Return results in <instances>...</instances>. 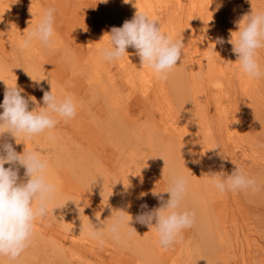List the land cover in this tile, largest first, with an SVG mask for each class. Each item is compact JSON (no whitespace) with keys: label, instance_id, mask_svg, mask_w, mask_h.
I'll return each instance as SVG.
<instances>
[{"label":"rangeland","instance_id":"rangeland-1","mask_svg":"<svg viewBox=\"0 0 264 264\" xmlns=\"http://www.w3.org/2000/svg\"><path fill=\"white\" fill-rule=\"evenodd\" d=\"M9 1H10L9 5L11 7V9H9V15L14 14L16 12L20 13L21 11L18 10V7L15 4L17 0H9ZM33 1L34 0H31L30 3H33ZM165 1L168 2L171 0H165ZM208 1L209 0H206L207 3ZM219 1H221V4H223L225 1L228 3L237 2L236 0H219ZM242 5L243 7L240 6L235 7L236 9L240 10L239 12H237L239 16L237 14L235 17H227V15H225L219 20V22L215 21L213 25H206L208 18H204L200 27L206 26L208 30L204 31L205 36L198 35L197 41L194 38V34H195L194 31L196 29H193L190 34H185L181 32L175 33L177 27L175 24L172 26V28L174 27V29H171L168 32L163 31L166 27L165 24L169 20L165 19V17L155 15L154 17L155 20L160 21L159 24L161 26V31L167 34L173 41H182V43L184 44L182 49L183 55L181 60L183 64H185V69L187 70L188 76L192 74L194 80L192 81L193 85L184 86L182 85L181 82L172 81L174 75L170 77V75L168 74V78L166 80H161L157 77V75H155L149 80V82L146 83V85L139 86L137 90L132 91L131 92L132 97L136 98L137 101H139L140 105H138L136 101L132 100L131 104L133 109L131 110V114L136 116L137 123L141 124L142 130H145L151 121H153L157 125L159 130L163 131V134H170L172 132V129H175L174 125L177 122H179L178 117L176 116L177 109L181 105L191 104L184 90L186 89L193 94V92L197 90L198 84L204 86L205 89H207L208 86L211 84L207 79L206 72H204V68L202 67V63L205 61V59L208 58V56L213 58H218V62L220 64V68H219L220 73L216 68L215 77L217 79H222V77H224L225 75H227L228 78L232 77L233 69L236 66V64L234 61L235 55L232 52V45L228 43V41L231 39L230 33L235 32L236 29V25L233 21V18H235L239 23L242 20V18L245 16V14L248 13V8L249 7L251 8L250 3L242 2ZM43 7L45 8V10L51 8L50 2L49 3L45 2V4H43ZM208 7L209 6H207V8ZM226 7L229 8V4H227ZM257 8L259 9V7ZM211 15L213 16V14ZM75 16L78 19L75 20L74 18ZM4 17H6L5 14H3V16L1 17L2 18L1 21H2V26H4L5 28L0 27V97L1 99H4V93L6 91L7 86L14 87L17 84V86L23 90L22 95H24L25 98H28L30 96H34L36 98L37 104H33L31 101L29 102V110H32L37 105L39 107L44 106L42 101L43 92L44 91L50 92L52 87V91L58 96V98L62 99L69 96L72 97L76 105V111L78 112L79 115H81L80 123H87V124H91L92 127L93 126L97 127V129L103 133V137H104L99 142L100 148L96 150L93 144H96L98 139L90 138V141H88L79 137L73 138L75 131V122L72 120L65 121L61 118H58V123L56 127L51 131H46L45 133L33 136L31 139L36 142L35 145L33 146H27V147L23 146L24 145L23 143L26 139L24 138V136H21V134H16V139L7 132L3 134V138L5 137V141L12 143L15 150L24 149L25 151H32L33 148L38 149L39 156L47 162L48 165L47 169L51 168L49 172L53 176V178H51L50 180L51 183H53L56 187L55 196L49 204L48 214L43 219H38L35 222V228L39 232H42V234L39 235L38 237V241L40 242L39 244L34 242L33 244L28 245V247L25 250L30 248L31 252L54 251V249H58V244L52 237L54 234L57 235L64 234L68 236H71L73 234L78 237L79 242L83 243L84 241H87L84 242L85 246L87 244V248L82 250L80 249L79 252L80 253L79 260L80 258L81 260L83 258L87 263L89 261L98 262L100 260L99 262L100 263L104 262V264H119L120 261H122V264L123 263L151 264V262H153L152 264H155L157 260L156 259L157 256L159 257L164 256L160 258V261L163 259L164 264H189V263L190 264L193 263L221 264V262H223L222 264H241L239 262L240 261L239 258L232 257L231 249L229 246V244L234 241V236L231 233L224 234L225 247H223L224 249H222V245L219 247L220 245L219 241L214 240L212 238L213 235L211 234V232L216 227L218 219L221 218L222 216H227L229 219V224H228L229 227H227L228 231L230 228L232 218L235 220V223L237 224V228L234 230L239 231L243 223L240 224V220H242V218H241V214L238 213L239 212L238 206H236L235 204L233 206H229L230 210L227 209L225 211L224 210L225 207H223L224 214L222 216H220L217 211L214 214L210 213L211 209L206 208L205 218L199 217L198 220L190 228L184 229L182 231V233L177 238L175 243L171 245L172 247L169 246L167 248H163L162 246H160L159 242L158 243L153 242L151 248L147 247L148 246L147 242L150 243L151 241H153L150 236V233L149 235H145L147 234L145 228H142V224L137 223L135 217L132 215L130 216L128 212L126 213L129 217L128 218L125 217L126 222L121 227L119 233L120 235L119 240H116L112 233H109V236L105 235L107 234L105 232H109L108 229L112 225L111 222L107 227L100 229V231L103 232V236L99 239H92L89 236L88 226H85V229L83 228V226H78L75 231L71 230L72 228H70L69 223L72 222L71 220L72 215L59 222L60 217L58 215V210L60 209L61 205L60 203H54L56 202L57 197L61 198L57 186L60 187L61 185L62 189H66L68 186L72 185V181L74 183H78L79 186L80 183H82L80 178H77V180L73 179L75 176L73 175V170L71 171L72 174H68L66 169L65 170L62 168L56 169L55 167V165L60 162V159L62 158L64 151L67 152L69 155L67 159V163L69 162L70 165L74 163V161L72 159L69 160V158H71V156L72 157L74 156L75 147L78 146L77 144L76 145H73V143L71 144V142H73L75 138L76 140H81L82 144L84 143L86 146L89 147L88 154L86 155L85 160L80 161L82 169L85 171L89 170L90 174L93 175L94 180L97 181L95 185H97L103 190L104 189L108 190V186L112 182H114V180H116V178H118L120 174L121 175L124 174V172H121L120 170H119L120 174L115 173L116 167L120 163L121 166H123L126 156L130 155L129 150L127 149L130 148V145H127V142L125 140H123L120 144H118V142H116L115 139L108 140L109 139L108 137H110V132L107 130L108 126L106 124V120H107V113L109 110H107L106 104L108 102L105 96L106 94L110 93V90L109 87L107 86V83H102L101 81H99V79L97 78V72L94 71V69H91L88 66V63H84L85 60H82L80 57H78V53L81 52L82 46L85 47L84 46L85 42L89 43V45L91 46L88 52L92 54L94 53L95 45L100 46L102 48L108 47L109 42H107L106 44V42L103 43L102 40L108 37L107 33L110 32L111 27H108V29H105L103 31L101 30L99 31L98 29H95V26L98 25L97 22L99 21V19H96L92 13H89V16L83 15L79 17L73 13V15H71V18L74 19L71 20H74V22L70 29L64 28V27H69L70 25L69 26L63 25L62 21H56L57 17L54 18V21L57 22L60 26V28H57L55 25H53L54 36L52 38L51 46L55 50H60L64 41L68 42L69 38L71 41L74 42V36H78L80 34L82 35V42L78 46L74 43L69 45L66 51L67 54L65 53L64 71L68 73H72L74 76H72L71 78H67L66 80L56 77L54 78L55 79L54 80L53 78H50L51 74L48 73L49 76L46 75L45 77L48 80L47 85L49 86V89H45L43 87V85L45 84L43 80L40 82L39 85H37L32 79L37 80L38 76L36 75V77H34L31 74H34L35 72L31 70H25L24 64H23V70H25L24 72H27V74L31 76L21 74L22 76H18L17 81H15L14 75L8 76L9 74L8 68L2 64V63L9 64V66L12 67L10 64V61L12 59L14 60L16 57L20 59L22 58V56H24V55H19L20 45L27 37L28 30L32 31L39 21L35 18L31 22H27V20L24 18V16L21 13L15 19V21H12L13 20L12 17L7 19H5ZM184 21L186 22V20ZM28 23H32L33 28L32 27L25 28L24 26L27 25ZM57 31L58 34L56 35ZM183 37H185V39ZM218 37H222L225 42L223 44H217L216 39ZM201 38H204V40H201ZM210 39L212 40L211 42ZM193 40L197 43V45H193L191 43ZM31 47L33 48L34 52H37L38 54L41 55V60H45V59L51 60L53 58L52 56L53 53L49 54L47 51L48 47L41 45L39 41H36L35 44L32 43ZM227 48L230 49L231 54L226 53ZM262 49L263 48L257 50L256 58L259 61H264ZM69 51L73 53L72 56L70 55ZM25 52L29 56L33 55L31 48H26ZM210 53L212 55H209ZM74 57H77V60H75ZM100 57L102 56L100 55ZM91 60L94 61V58L92 56H91ZM104 62H105V66L109 70L112 71L115 70L114 61H113L114 64H112V62H108L105 60ZM180 63L181 61L177 66L173 68V70H178ZM15 66H17V63L15 64ZM32 68L39 71L40 70L39 68H43V67L33 65ZM83 70H86L85 75H82ZM39 72H41V70ZM178 72L179 71L172 72V74H176ZM118 76L119 73H116L115 79L118 80L116 83H119V81L121 80L118 79ZM86 77L89 78L88 83L86 84V89H83L79 92L80 90L79 81H81L80 80L81 78H86ZM70 80H78L75 82V84H78L74 87L75 89L73 87H69L71 84H69L67 81ZM231 85H233V87L231 86V90L233 91L234 89L233 77L231 80ZM40 86L43 89V91L41 89L36 90V88H40ZM123 89L124 90L120 93L121 94L120 96L127 98L129 96L128 95L129 89L126 85L125 87L123 86ZM79 93L82 99L79 98L78 96ZM207 95L209 97L208 92ZM226 99H228V101H231V103L227 105H221L220 108H224L225 111L228 110L232 111L233 109H235V106L237 108L239 107L240 99L238 97L237 98L229 97ZM109 103H111V106H114L115 109H120L116 97L112 99L111 102ZM207 107H208L207 114L202 115L204 122H201L199 124V129H202L203 132H205V134L209 133V136L200 137V139L198 140L199 142L198 146H195L197 149L196 158L200 159V161H202V164H207L208 170L206 171V173L211 170L213 173L214 172L217 173V175H220L219 173L221 172H223V175L225 177L226 175H231L233 172L232 164L229 161L231 158V154H234L236 156V159L242 162L241 165L244 166V170L242 171L244 173L246 172V169L251 165L250 155L251 157L259 156L264 159V130L262 131L261 127H259L260 124L264 125V106L262 109L249 116V118L247 117L248 127L246 128V130H244L243 132L244 139L241 141H244V143L248 144L249 147L244 145V148L246 150H241V152L237 151L239 149L238 148L235 149L232 144L227 143L226 146L222 145L218 137L224 134L226 126H224L219 121L218 116L216 115L218 111L217 107L214 106L212 103H211V107L209 105H207ZM163 108L167 112L166 115L162 114ZM101 109L104 112L103 116H100V113L102 112V111L100 112ZM239 111L240 112L237 114V116L240 118V121L244 123L241 115L243 111V107L241 108L240 106ZM124 120L127 123L126 116ZM70 125H73L74 129H70ZM125 131L127 132V130ZM212 140L216 141V146L213 149L210 147V143L212 142ZM173 142H175V140ZM166 143L167 144H164L159 140L157 143L155 142V149L152 153L147 151L145 149V146L140 145V147H138L137 150L141 151L139 156L142 157L143 160L140 161L139 163H137L138 160L135 161L136 159L134 160L135 162L133 161V163L135 164L137 163L136 164L137 168L134 169L133 171L134 174H140V175L148 174L151 177L150 178V180L152 181L151 185L153 186L148 188V191L151 193L148 195H150V197L155 199V201L156 199H158V195L157 194L154 195L155 187L160 189L162 188L161 184H165V185L168 184V186H170V181L172 177L177 175L185 176L183 172V168L174 171L172 173H169L167 175V172L165 171L166 163L162 161L165 160L166 155L164 156V154H162L161 152H167L168 146H170L173 143L170 142L169 140L166 141ZM118 147H121L122 150L119 149ZM189 147L191 146L189 145ZM229 148L233 149V152L230 154L228 151ZM108 152L110 154H108ZM156 152L158 153L156 154ZM76 156L79 157V154H77ZM118 159H119V163H117ZM110 161L113 163V164L111 163L113 168L109 170ZM222 161L224 162V164H222L223 166L220 167ZM141 164L143 165L144 170L140 169ZM199 166L200 163L198 164V167ZM5 167L7 168L8 165L6 164ZM261 172L263 173H261L257 177L252 178L256 181L255 191H253L251 188L246 190L226 191L225 193H220L219 191H217L208 196L213 201V203L216 204L220 203L221 201L226 202L235 196L239 197V202L242 205L241 206L242 212L245 218L244 220L245 225L248 229V232H246L243 235H240L241 240L245 241L248 244V246H245V248L242 251V254L245 256L246 259L251 257L253 252L255 253L253 249L254 247H256L258 251L264 253V176H263L264 168L261 169ZM206 173H205V177L207 178L209 177V175H207ZM66 178L70 179V181L67 182ZM91 187H92V183L90 184V186L87 185V188H91ZM121 189L123 188L120 187V190ZM111 191L113 192V189H111ZM113 195L112 198H114ZM159 195H163L164 200L166 201L167 199H169L170 194L161 193ZM186 195L188 194H185V196ZM117 199H119L118 196ZM197 199L204 201V199L201 198H197ZM182 203L184 202L182 201ZM144 204L145 203L139 205L141 206ZM146 205L148 206V208L152 210L156 209V203H146ZM208 206H211V204ZM57 207L58 209H56ZM201 208L202 205H198L199 215L202 212H204ZM139 211L142 210L139 208ZM114 217H116V214L114 215ZM145 227H147V225ZM197 234H201L202 237L195 238ZM247 235L248 238L244 237ZM193 237L195 241L194 240L192 241ZM60 240H61V245L63 246V248L60 247V249L62 250V252H64L66 251V248L64 246L65 243L63 241L64 239L60 238ZM90 240H92V242ZM214 241L215 244L213 245ZM217 243H219L218 249L216 248ZM195 245L198 246L197 248L194 249ZM91 249H93V251ZM25 250L23 252H25ZM76 250L77 249H75V251ZM223 250L227 251V254ZM81 251H83V253ZM184 253L187 255H185ZM183 254L185 255V257H183L184 256ZM190 254H192V257L190 256ZM52 255L53 254L48 255V257ZM195 255L198 258L197 257L193 258V256ZM140 256L143 258H141ZM199 257H201V259ZM140 258L141 259L145 258L144 259L145 262L144 260L143 261L140 260L141 261L140 262L139 261ZM154 258L155 260L152 261ZM232 258L234 260H232ZM221 259L222 261L219 262ZM118 260L119 262H117ZM190 260H193V263ZM44 264L46 263L44 262Z\"/></svg>","mask_w":264,"mask_h":264},{"label":"bare ground","instance_id":"bare-ground-1","mask_svg":"<svg viewBox=\"0 0 264 264\" xmlns=\"http://www.w3.org/2000/svg\"><path fill=\"white\" fill-rule=\"evenodd\" d=\"M30 1L31 0L28 1L17 0L15 3L16 6L18 7V10L21 11L20 13L24 16L27 22H31L35 18L38 21L41 19V17L45 12V8L43 7V4H45V2L48 3L50 2L51 8L54 9V13H53L54 18L57 17L56 21H62L63 25H68V26L70 25L69 27H64L65 29H70L72 27L74 20L71 19L74 18L75 20L78 19L76 16L74 18H71V15H73V13L78 17L83 15L89 16V13H92L96 19H99V21L97 22L98 25L95 26V29H98L99 31L100 30L103 31L105 29H108V27H112V26L120 27L122 26L125 20H131L133 16L136 14V12H142V13H146L150 19L155 20L154 17L155 15H157V16L165 17V19L169 20L165 24L167 28L165 27L163 31L168 32L169 30L174 29V27L172 28V26L175 24L177 26L175 33L181 32L185 34H190L193 29H196L194 31L195 33L194 38L196 41L198 39L197 37L198 35L205 36L204 31L208 30L206 26L200 27L204 18H208L206 25H213L215 21L219 22V20L225 15H227V17H235L237 12L240 11L235 7L236 6L243 7L242 2L250 3L251 5V8L250 7L248 8V13L245 15H250L251 12L254 13L264 12V0H236L237 1L236 3L233 2L228 3L225 1L223 4H221V1L219 0H209L208 3L206 2V0H171L168 2L165 0H129L128 3H125L124 0H107V3L102 2V0H34L33 3H30ZM9 2H10L9 0H0V27L2 28H5L4 26H2V21H1L2 19L1 17L3 16V14L6 15V17H4L5 19L12 17L13 18L12 21H15V19L20 15V13L18 12L9 15V9H11ZM227 4H229V8L226 7ZM207 6L209 7L207 8ZM257 7H259V9ZM211 14H213V16ZM237 15L239 16V14ZM184 20H186V22ZM233 21L236 25L235 31H238V26H237L238 21L235 18H233ZM157 22L160 23L159 20H157ZM54 25L57 28H60L59 24L55 21H54ZM24 27L33 28V24L28 23ZM29 32H31V30H28V33ZM57 34L58 31L56 32V35ZM183 38L185 39V37ZM201 40H204V38H201ZM102 41L103 43L106 42L107 44V42H109V39L107 37ZM211 41L212 40L210 39V42ZM81 42H82V35L80 34L78 36H74V42L71 41L70 38L68 42L64 41L60 50H55L52 46L48 47L47 48L48 53L49 54L53 53L52 55L53 58L51 60L50 59L41 60V55L38 54L37 52H34L31 46L29 47L33 52L32 53L33 55L31 56H29L25 52V49H21L20 47L19 55H24L22 56V58L19 59L16 57L14 60L12 59L10 61L12 67H10L9 64H4V63L2 64L8 68L9 70L8 76L9 75L15 76V81L18 80V76H22L21 74L27 76L33 75L34 77H36L37 75L38 79L40 78L43 79V82L45 83L43 87L45 89H49V86L47 85L48 80L45 77L46 75H48V73L51 74L50 78L53 79L59 77L60 79L62 78L66 80L67 78H71L72 76H74L72 73H68L64 71L65 53L69 45L74 43L78 46L80 45ZM32 43L35 44L36 40H33ZM191 43L193 45H197V43L194 40ZM84 46L85 47L82 46L81 52L78 53V57H80L82 60H85L84 63H88V66L97 72V78L99 79V81H101L102 83H107V86L109 87L110 90V93L106 94L105 96L108 102L106 104L107 110H109L107 113V120H106V124L108 126L107 130L110 132V137H108L109 138L108 140L115 139L116 142H118V144H120L123 140H125L127 142V145H130V148H127L130 152L129 153L130 155L126 156L123 166H121V163L117 165L115 173L120 174L119 172L120 170L121 172H124V174L123 175L120 174V176L116 178V180H114V182H112L108 186V190L106 189L103 190L97 185H95L97 181L94 180L93 175L90 174L89 170L87 171L83 170L80 164L81 160H85L86 155L88 154L89 147L86 146L84 143L82 144L81 140H76V138L79 137L88 141H90V138L98 139L97 143L93 144L96 150H98L100 148L99 142L104 138L103 133L99 131L97 127L94 126L92 127L91 124L80 123L81 115H79L78 112L76 111V116L73 119H70L75 122V131L73 138L76 137L73 140V142L71 141L70 142L71 144L73 143V145L76 144L78 145L77 147H75L74 156L73 157L71 156V158H69V160L72 159L74 163L72 165H70L69 162L67 163V159L69 155L67 152L64 151L62 158L60 159V162L57 163L55 167L56 169L57 168L60 169L62 168L64 170L66 169L68 174H72L71 171L73 170V175H75L73 179L77 180V178H80L82 183H80L79 186L78 183H74L72 181V185L68 186L66 189H62L61 185L60 187L57 186L61 198L57 197L56 202L54 203H60L61 205L60 209L58 210V215L60 217L59 222L72 215L71 216L72 222H70L69 224H70V228H72L71 230L73 231H75L78 226H83V228L85 229V226L89 227L92 223L95 224L96 220L99 221L101 225H103V228H105L110 224V222L113 224L115 220L114 215L116 214L117 216L122 211L124 217L128 218L129 216L127 215L126 212H128L130 216L132 215L136 217L141 212L139 211V208L142 211L152 210L148 207L147 209H142L139 204L156 203V208H159L161 206V201L159 199H156L155 201V199H153L152 197H150V195H148L151 194L148 191V188L153 186L151 185L152 183V181L150 180L151 177L148 174H143V175L134 174L133 171L134 169L137 168L136 164L143 160V158L139 156L141 151L137 150V148L140 147V145L145 146V149L150 153H152L155 149V142L157 143L159 140L162 143L167 144L166 141L169 140L173 144L168 146L167 152H161L162 154H164V156L166 155L165 160H162L163 162L166 163L165 171L167 172L168 175L169 173H172L174 171L183 168L184 175L188 180L187 190H186V194L188 195L184 197L183 199L184 203H181L180 210H187L194 212L195 222H196L199 217L205 218L206 208L211 209L210 213L214 214L217 211L219 215L222 216L224 214L223 207H225L224 210L226 211L227 209L230 210L229 206H233L235 204L236 206H238L239 209L238 213L241 214L242 220H240V224L243 223V225L241 226L239 231L234 230L237 228V224L235 223V220L232 218L230 228L228 231L227 230V227H229L228 217L222 216L221 218H219L215 229L211 232V234L213 235L212 238L214 240L219 241L220 243V245L219 243H217V247L216 245L215 247L218 249L222 245V249H224L223 248L225 247L224 234L231 233L234 236V241L229 244L232 257L239 258L240 260L239 262L241 264H264V253L258 251L256 247L253 248L255 253L253 252L251 257L246 259L245 256L242 254L243 249L245 248V246H248V244L245 241L241 240L240 235H243L246 232H248V229L245 225V221H244L245 218L242 212V207H241L242 205L239 202V197L235 196L226 202L221 201L218 204L213 203V201L208 197L210 194L215 193L218 190L214 187L213 183L211 182L213 177L210 174H212L213 172L210 170L206 173V171L208 170L207 164H202V161L196 158L197 149L195 147L198 146L199 144L198 140L200 139V137L209 136V133L205 134V132H203L202 129H199V124L201 122H204L202 115L207 114V110H208L207 105L211 107V103L214 106H216L218 109L216 115L218 116L219 121L224 126H226L224 134L218 137L222 145L226 146L227 143L232 144L234 148L235 149L238 148L239 150L237 151L240 152L241 150H246L244 148V145L249 147L248 144H245L244 141L241 140L244 139L243 132L248 127L247 117L249 118V116L259 111L264 106V76H261L260 78H252L244 74L240 69L239 61H237L238 57L236 54H234L235 55L234 61L236 66L233 69V75H232V77L234 78V89L232 91L231 90V86L233 87V85H231L232 77L228 78V76L225 75L224 77H222V79H217L215 77L216 68L220 73L219 70L220 64L218 62V58H213L208 56V58L205 59V61L202 63V67L204 68V72H206L207 79L211 84L208 86L207 89H205L204 86H202L201 84H198L197 90H195L193 94L186 89L184 90L191 104L181 105L177 109L176 116L178 117L179 122H177L174 125L175 129H172V132L170 134H163V131L159 130L157 125L153 121L149 123V125L145 130H142L141 124L137 123L136 116L131 114V110L133 109L131 104L132 100L136 101V103L140 105L139 101H137L136 98L132 97L131 92L137 90L139 86L146 85V83L149 82V80L156 75L153 72V70L150 67L141 64L139 57L135 54V50L132 49L131 47L127 49V53H125L123 57H121L118 61H114L115 70L112 71L105 66L104 59L100 57L101 49H103L104 47L102 48L100 46L95 45L94 53L92 54L88 52L89 48H91L89 43L85 42ZM69 52L70 55L72 56L73 53L71 51ZM226 53L231 54L229 48H227ZM262 54L264 58V48L262 49ZM209 55L212 54L210 53ZM91 56L94 58V61L91 60ZM74 59L77 60V57H74ZM257 61L261 65L262 71H264V61H259L258 59ZM179 62L180 61H178V64ZM16 63L17 66H15ZM114 63L112 62V64ZM23 64L25 66V70H31L35 73L29 75L27 74V72H24L25 70H23ZM33 65L43 67V68H39L41 72H39L40 70L37 71L33 69L32 68ZM85 71L86 70L82 71V75H85ZM176 71L179 72L176 74H172V72H176ZM116 73H119L118 79H121L119 83H116L118 81L115 79ZM39 74L44 77H41ZM169 75L170 77L174 75L172 78L173 82H181L182 85L184 86L193 85L192 81L194 80V78L192 74L188 76L187 70L185 69V64H183L182 60L179 69L178 70L172 69L169 72ZM80 80L81 81H79V86H80L79 92L83 89H86V84L88 83L89 78L88 77L81 78ZM76 81L78 80L67 81L69 84H71L69 87L74 88L76 85H78L75 84ZM125 85L129 89L128 90L129 96L127 98L120 96L121 95L120 93L124 90L123 86L125 87ZM39 89H41V86L40 88H36V90ZM207 92L209 93V97L207 95ZM78 96L79 98L82 99L80 93L78 94ZM115 97L118 100V106L120 107V109H115V107L111 106V103H109ZM229 97H236V98L238 97L240 99V104L238 108L234 105L235 109H233L232 111L230 110L225 111V109L220 108V106L231 103V101H228V99H226ZM107 98L110 100H108ZM2 103H3V99H1L0 97V104ZM240 106L241 108L243 107V111L241 115L244 123H242L240 121V118L237 116V114L240 112L239 111ZM101 111L102 109L100 110V112ZM2 112L3 109L0 108V114H2ZM166 113H167L166 110L163 108L162 114L166 115ZM103 115L104 112L102 111L100 113V116ZM125 116L127 117V123L124 120ZM259 127H261L262 131L264 130V125L260 124ZM70 129H74V126L70 125ZM125 130H127V132ZM21 136L24 135L21 133ZM2 140L5 141V137L4 138L2 137ZM174 140L175 142H173ZM35 143L36 142L32 139L30 140L26 139L23 143L24 144L23 146L26 147L33 146L35 145ZM189 145L191 147H189ZM215 146H216V141L212 140V142L210 143V147L213 149L215 148ZM118 148L122 150L121 147ZM16 151L18 153H22L24 149H17ZM32 151H36L37 154L39 155L38 149L33 148ZM228 151L230 154L233 152V149L229 148ZM157 153L158 152H156V154ZM77 154H79V157L76 156ZM108 154L110 153L108 152ZM134 160L135 161L138 160L136 164L133 163ZM223 161L221 162L220 167L223 166L222 165L224 164ZM229 161L232 164L233 171L236 169V167L239 168L240 170H244V166L241 165L242 162L238 161L234 154H231V158ZM250 161H251V165L246 169L245 172V174L248 177L254 178L259 176L261 173H263L261 172V169L264 168L263 158L259 156L251 157L250 155ZM111 163L112 162L110 161L109 170L113 168ZM117 163H119V159L117 160ZM199 163L200 166L198 167ZM50 169L51 168L46 169L45 172V177L49 182H51L50 179L53 178V176L49 172ZM140 169L144 170L142 164L140 166ZM205 173L209 175V177L206 178ZM20 176L22 179L26 180V178H24L23 168L20 169ZM66 181L69 182L70 179L66 178ZM91 183H92V187L87 188V185L90 186ZM161 186L162 188L160 189L155 187L154 193H157L158 196L162 192L167 191L169 188L168 184L167 185L161 184ZM120 187L123 189L120 190ZM111 189H113V192L111 191ZM112 195L114 198H112ZM117 196L119 199H117ZM197 198L204 199V201L198 200ZM210 204L211 206H208ZM198 205H202L201 209L204 211L200 215L198 214ZM58 207L56 209H58ZM145 226L142 225V228H145L147 232V234L145 235H149L150 233V236L153 240L150 243L146 241L148 243V244L146 243L148 245L147 247L151 248L153 242L158 243V236L156 234L154 227L149 228L148 226L147 227ZM105 233H107L105 235L109 236L110 232H105ZM41 234L42 232H39L35 228L34 234L31 238L29 245L33 244L34 242L39 244L40 241H38V237ZM60 235L54 234L52 236L53 239L57 242L59 250L54 249V251H50V252H45V251L31 252L30 248H28L27 250H25V252H22L20 256L14 260L10 259L7 256L6 258L5 256L0 255L1 257L0 264H44V262L46 264H104V262L100 263L99 262L100 260L98 262L89 261L88 263L85 262L83 258L82 260L81 258L79 260L80 249L82 250L87 248V244L85 246L84 243L87 241L81 243L78 241V237L73 234L71 236L64 234H60ZM197 237H202V235L197 234L195 238ZM244 237L248 238V235ZM60 238L64 239L63 240L65 243L64 246L66 248V251L64 252H62V250L60 249V247L63 248V246L61 245ZM193 240L195 241L194 237L192 241ZM90 241L92 242V240ZM214 244L215 241L213 245ZM197 246L198 245H195L194 249L197 248ZM75 249L77 250L75 251ZM91 250L93 251V249ZM81 252L83 253V251ZM225 253L227 254V251H225ZM50 254L53 255L48 257V255ZM185 255L183 257H185ZM196 255L193 256V258L197 257ZM190 256L192 257V254H190ZM157 257L155 264H164L163 259L160 261V258L164 256H160V257L157 256ZM141 258L139 259V261L140 260L143 261L145 259V258L144 259ZM199 258L201 259V257ZM154 260L155 258L152 261ZM232 260L234 259L232 258ZM190 261H192L193 263V260ZM221 261L222 259L219 262ZM117 262H119V260ZM152 263L153 262H151V264ZM222 263L223 262H221V264ZM119 264H122V261H120Z\"/></svg>","mask_w":264,"mask_h":264},{"label":"clouds","instance_id":"clouds-1","mask_svg":"<svg viewBox=\"0 0 264 264\" xmlns=\"http://www.w3.org/2000/svg\"><path fill=\"white\" fill-rule=\"evenodd\" d=\"M102 2L107 3V0ZM124 2L128 3L129 0ZM53 13L52 8L45 10L33 30L27 34L21 49L29 48L33 40L39 41L45 47L52 45ZM237 26L238 31L230 33L231 39L228 43L238 57L242 72L249 77L260 78L264 76V71L256 56L257 50L264 48V12L245 15ZM107 35L109 46L101 49V56L105 61H118L131 47L141 64L150 67L161 80L168 78L169 72L178 65L183 55L182 41H173L161 31L159 23L150 19L146 13L136 12L122 26H112ZM224 42L222 37L216 39L217 44ZM32 80L39 85L43 79ZM41 90L43 91L42 88ZM22 91L17 84L14 87L7 86L3 103L0 104L3 109L0 114V255L13 260L28 247L34 234L35 222L48 214L56 187L45 177L47 162L35 151L24 150L18 153L12 143L2 140L3 134L7 132L16 139V134L22 133L25 139L30 140L35 135L54 129L58 118L67 121L76 116V105L72 97L58 98L52 87L50 92H43L44 106L37 105L32 110H29V102L37 104L36 98H25ZM20 168L24 169L26 180L21 178ZM219 174L210 175L213 177L211 182L220 193L249 188L256 190V181L237 167L226 177L223 172ZM187 184L188 180L183 175L172 177L170 186L165 191L170 194L169 199L165 201L163 195H159V208L141 211L135 217L137 223L155 228L158 242L163 248L174 244L182 231L195 222L194 212L180 210ZM147 207L146 204L141 205L142 209ZM125 222L122 211L109 227L108 231L116 240L120 239V229ZM102 228L103 225L96 220L88 228L89 236L92 239L101 238Z\"/></svg>","mask_w":264,"mask_h":264}]
</instances>
